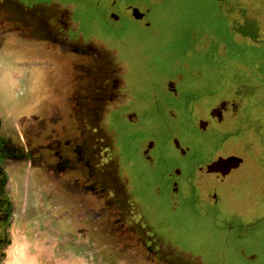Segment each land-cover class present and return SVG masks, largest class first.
Listing matches in <instances>:
<instances>
[{"label":"rangeland","instance_id":"rangeland-1","mask_svg":"<svg viewBox=\"0 0 264 264\" xmlns=\"http://www.w3.org/2000/svg\"><path fill=\"white\" fill-rule=\"evenodd\" d=\"M6 1L18 9V19L35 24L38 22L29 14L33 6L48 10L66 6L64 0ZM123 1L80 0L74 7L77 13L70 17L73 37L78 32L83 41L104 39L112 45L124 41L129 49L125 52L130 75L127 98L135 103L136 108H131L139 125L127 128L114 103L109 106L111 115L107 112V121L109 118L126 132L121 136L125 159L120 170L147 220L154 223L164 245L181 264H264V216L252 221L264 211V0H153L154 5L147 4L148 0H130L151 6V26L128 17L108 23L106 8L110 6L120 15ZM12 38L4 39L0 48V109L21 117L35 103L52 104L55 89L65 76L49 66L48 53L25 48ZM78 75L80 70L75 68L69 78ZM90 81L94 86L93 79L82 83ZM161 81L167 83L168 92L181 90L182 94L177 98L166 95ZM101 90L103 84L98 82L97 91ZM101 94L88 92V97L97 101ZM157 96L160 103L173 108L175 116L170 109L156 106ZM223 100L227 102L223 118L212 126L226 137L215 150L221 132L199 130L194 120L209 119L210 109ZM100 106L102 101H97V108ZM96 121L103 143H109L112 136L107 137L105 115ZM174 133L185 154L175 147ZM151 142L147 160L142 148ZM104 144L99 143L100 151ZM230 153L242 156L244 163L223 183L202 169L196 171L197 164ZM98 163L106 164L101 156ZM177 170L181 175L173 197L167 172ZM73 171L64 176L67 190L57 180L62 176L56 177L54 189L49 191H32L34 184L48 189L50 182L43 178L32 184V176L28 177L30 187L24 191L19 180L12 182L10 225H25L36 243L35 254L50 248L56 253L54 260L59 253L63 256L59 263L148 264L147 255H138V248H132L140 247L137 234L128 235L130 226L146 221L144 215L139 219L133 213L141 207L126 209L115 203L103 176L96 184L87 175L88 169ZM117 180L126 187L122 196L133 200L134 196L127 195L125 178L121 175ZM9 243L8 236L3 250Z\"/></svg>","mask_w":264,"mask_h":264},{"label":"flooded vegetation","instance_id":"flooded-vegetation-1","mask_svg":"<svg viewBox=\"0 0 264 264\" xmlns=\"http://www.w3.org/2000/svg\"><path fill=\"white\" fill-rule=\"evenodd\" d=\"M64 1L66 6L61 9L52 6L48 10L30 5L33 8L32 13L29 14L38 22L35 24L22 22L17 18L18 9L8 4V1L0 0V48L4 39L13 36L12 40L20 41L23 43H20L21 46L25 48H38L48 53L49 66L57 67V73L61 71V75L65 76L64 81L59 83L58 88L55 89L56 92L52 96L53 103L47 105V102H43L35 109L32 108L27 118L28 121L23 125L19 126L16 123L12 128L6 127L0 116V254L3 252L4 244L7 243L9 236L7 230L14 214V198L10 194L9 183L11 169L16 170L17 168L20 172L21 170L27 171L32 178L36 176V178H43L46 182L49 180V190L54 189L53 181L61 176L63 179L57 180L62 183L63 190H67L69 184L64 176L73 173L74 169H88L87 175L92 181L95 179L96 184L103 176L108 182L109 191L115 197V203L119 206L126 209L127 207L136 209L142 206L135 197L126 174L120 170L125 159L122 157L125 142L121 136L126 132L124 128H118L115 123L111 124L109 118L107 121L108 113L111 115L112 112L109 106L114 103L115 110L121 113V119L127 128L139 125L138 115L131 108L135 103H131L127 98L130 75L126 71L125 52L129 49L124 41L113 45L104 39L95 42L91 39L83 41L78 32V37H73L74 25L70 23V17L73 12L77 13L74 7L80 4V0ZM113 1L115 3V0ZM123 2L125 5L120 15L114 11V8L110 6L106 8L105 16H107L108 23L116 24L123 20V17H128L143 26H151L148 9L151 6L145 7L144 4L130 0ZM147 2V4L154 5L153 0ZM237 3L239 4V1ZM37 30L42 33L40 35L31 33ZM75 68L76 71L80 70V75L75 79L69 78ZM111 75L114 77L112 78ZM87 79H93L94 86L90 84L91 81L87 83L88 85L82 83ZM98 82L103 84L104 90L97 91ZM93 91L96 95L102 93L98 98L101 100L97 101H102L104 109L100 110L102 106L97 108L96 97H88V92ZM166 95L178 97L177 92L169 91ZM154 99L159 109L169 107L164 102L160 103L162 100L158 96ZM42 108L44 113L41 111ZM104 115L106 122L103 125H107L105 129L108 131L107 137L112 136L106 144L103 143L104 135L99 136L101 128L96 124L98 122L96 117L101 121ZM99 143L104 144L103 147L101 146L103 148L101 151ZM152 146L151 142L142 148L144 159H150ZM100 156L105 159L106 163H101L102 166L98 163ZM117 174L122 175L127 181V195L134 196L133 200L122 196L126 192H122V188L126 187L124 181L123 183L118 182ZM180 175L179 170L167 172V177L170 179V196L174 197L177 194ZM140 210L133 212L134 215L139 219L144 217L146 221L140 220L128 230V235L136 233L139 238L140 247H132L133 249L138 248L136 254H146L145 259L148 264H181L180 258H175L170 249L164 245V238L160 235V231L156 229L151 220H147L142 207ZM261 216H264V213L255 215L252 221L254 222V219ZM129 223L131 224L130 221Z\"/></svg>","mask_w":264,"mask_h":264},{"label":"water","instance_id":"water-1","mask_svg":"<svg viewBox=\"0 0 264 264\" xmlns=\"http://www.w3.org/2000/svg\"><path fill=\"white\" fill-rule=\"evenodd\" d=\"M161 84L164 88L165 93L167 94V88L166 85H163L162 81ZM180 89V87H179ZM180 92L178 94L181 95L182 91L179 90ZM210 94V93H209ZM199 96V95H198ZM177 98V96H176ZM202 104V102H200ZM200 103H196V106L199 110H201L199 108ZM227 107V102L226 101H220L217 105L213 106L210 111H209V119H199L197 122L194 120V124L195 126L202 131L208 130L210 128H215L216 130L218 128L212 126L213 122L215 124L221 122L222 118H223V111L226 109ZM163 109V108H162ZM166 109H170L171 111V116H175V112L173 110V108L167 107ZM172 109V110H171ZM198 116V115H197ZM195 117V116H194ZM214 119V121H213ZM212 120V121H210ZM209 126V127H208ZM208 127V128H206ZM219 132H221V139L219 140L215 150L217 148H219L220 146H222L223 143V139L226 137V133H224V131H220L217 130ZM176 133H174L172 135V141L174 142L175 147L178 149V151L181 154H185L186 153V149L183 148V146L179 143V140L176 138ZM215 154V152H214ZM244 163V158L238 154H216L214 155L209 161L205 162V163H201V164H197L196 165V171H198V169H202L205 174H209V176L213 179L216 180L217 183H223L225 180H227L231 174H234L237 169H240V167L242 166V164ZM199 167V168H198ZM264 210V209H263ZM264 213V211L262 212Z\"/></svg>","mask_w":264,"mask_h":264},{"label":"clouds","instance_id":"clouds-1","mask_svg":"<svg viewBox=\"0 0 264 264\" xmlns=\"http://www.w3.org/2000/svg\"><path fill=\"white\" fill-rule=\"evenodd\" d=\"M7 231L10 243L0 254V264H37L36 243L31 240L26 226L14 222Z\"/></svg>","mask_w":264,"mask_h":264},{"label":"crops","instance_id":"crops-1","mask_svg":"<svg viewBox=\"0 0 264 264\" xmlns=\"http://www.w3.org/2000/svg\"><path fill=\"white\" fill-rule=\"evenodd\" d=\"M0 75H2V73L0 72ZM11 76H13V78L19 79V74L16 72H12ZM6 78V77H5ZM19 89V88H18ZM32 105V103H31ZM36 106H39L37 103L33 104L31 107L32 108H36ZM49 110V109H48ZM41 111L44 113V109L42 108ZM48 112V111H47ZM29 111L25 112L22 114L21 117H17L15 115L17 114H12L10 112H4V110L0 109V116L2 118V120H4V126H9L12 128V126H15V124L17 123L19 126L23 125L24 123H26V121H28V116H29ZM10 178H9V183H10V189L12 190V182H18L21 186H23V191L24 188H28L30 187V182L28 177L31 176L28 174L27 171L24 170H20L16 168V170L11 169L10 170ZM20 172V173H19ZM32 174V173H31ZM34 176V175H33ZM36 182V176L33 177V181L32 184H34ZM29 187H28V186ZM47 191L49 189L44 188L43 186H41V188L36 187V185L34 184V187L32 188V191ZM24 205L23 203H21V206ZM37 256V262L38 264H65V263H59V260L62 259V255L61 253H59L58 255V259L54 260V256L56 255V253L54 252V250L52 251L50 248H44L42 249L40 252H36L35 254Z\"/></svg>","mask_w":264,"mask_h":264}]
</instances>
